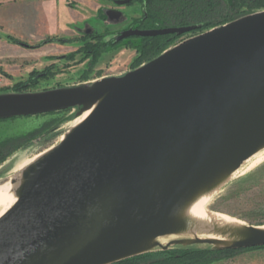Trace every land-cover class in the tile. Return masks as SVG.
<instances>
[{
    "label": "water",
    "instance_id": "water-1",
    "mask_svg": "<svg viewBox=\"0 0 264 264\" xmlns=\"http://www.w3.org/2000/svg\"><path fill=\"white\" fill-rule=\"evenodd\" d=\"M195 29L128 30L119 39ZM73 108L90 112L11 182L17 200L0 217V264H115L176 245L264 246V224L245 222L235 240H159L186 235L189 204L264 149V10L122 75L0 93V119Z\"/></svg>",
    "mask_w": 264,
    "mask_h": 264
},
{
    "label": "rangeland",
    "instance_id": "rangeland-1",
    "mask_svg": "<svg viewBox=\"0 0 264 264\" xmlns=\"http://www.w3.org/2000/svg\"><path fill=\"white\" fill-rule=\"evenodd\" d=\"M56 1L57 11H55L59 16L58 20L54 23L53 28L45 27L39 29L38 38H75L78 36L76 26H83L84 23L81 20L85 18H87L86 22L88 24L96 26L100 31L104 30L105 24L100 23V19L95 17L97 16L96 8L100 4L96 0H79L80 2L74 0ZM102 2L114 7L106 0ZM140 5L134 3L131 6L121 7L128 20L122 24L111 25L110 30H122L127 27L131 19L140 17L142 15ZM252 5L251 3L243 5L240 13L245 16L264 10V6L250 8ZM34 11L35 9H33V13ZM49 11L51 13L53 10L49 9ZM44 13V10L43 12L40 10L39 17L41 21ZM208 30L210 28L182 34L171 40L164 51L187 38ZM22 31L27 34L33 30L25 29ZM9 36L21 42L31 43L36 41L35 38H28V36L24 35L8 34L2 36L0 33V93L16 92L21 83L30 81L31 72L32 74L38 71L41 72L47 65L55 64L52 67L53 71H51L50 76L38 79L34 85L29 84L27 88H23L25 92L41 91L65 84L72 85L83 80V77L93 80L101 76L122 75L148 62L147 58H145L136 64L138 60L137 50H134L131 45L121 44L119 48L104 54L102 61L95 66H90L87 71V61L82 62L80 60L82 55L76 56L75 60L69 62L65 59H59L57 54L64 52L70 55L67 58L71 57V52L76 48L74 45H66L65 47L60 45H42L37 50H30L18 42L12 41L8 38ZM53 53L56 55H52ZM76 112V109L73 108L0 120V142L14 138L10 146L5 149L6 151L12 150L11 154L0 164V183H10L11 185L14 178L21 176L24 167L21 169L18 167V158H21V160L23 158H32V156L34 157L36 154L42 153L58 144L64 134L82 116L79 117ZM5 150L4 152H6ZM30 163L26 164V166ZM209 208L229 217L242 220L246 224L257 225L264 223V159L251 170L235 174L213 197ZM172 236L161 237L159 240L166 244L176 238L188 237L187 235ZM208 264H264V247L239 249L218 254Z\"/></svg>",
    "mask_w": 264,
    "mask_h": 264
},
{
    "label": "trees",
    "instance_id": "trees-1",
    "mask_svg": "<svg viewBox=\"0 0 264 264\" xmlns=\"http://www.w3.org/2000/svg\"><path fill=\"white\" fill-rule=\"evenodd\" d=\"M146 2L149 27L167 26H196L197 30L214 28L242 17L240 13L243 5L253 4L250 8L264 6V0H138ZM178 34L159 35L146 37L136 41V47H140V60L147 61L161 54L166 45ZM12 41H18L9 36ZM135 64V65H136ZM29 86L23 82L17 88V92H25L23 88ZM16 118V117H14ZM10 119V118H9ZM3 120V119H0ZM14 139V138H13ZM12 138L0 142V164L7 159L12 150L6 151L13 141ZM4 150L6 152H4ZM260 223L258 225H262ZM264 247V246H262ZM260 248V247H256ZM236 251L233 249H212L210 246L176 245L168 249L157 248L144 254L117 262L115 264H208L218 254Z\"/></svg>",
    "mask_w": 264,
    "mask_h": 264
},
{
    "label": "flooded vegetation",
    "instance_id": "flooded-vegetation-1",
    "mask_svg": "<svg viewBox=\"0 0 264 264\" xmlns=\"http://www.w3.org/2000/svg\"><path fill=\"white\" fill-rule=\"evenodd\" d=\"M74 1L80 2L79 0H74ZM102 1L103 0H96V2H99L100 4H98L96 8L97 16L95 17L100 19V23L105 24L104 30L100 31L96 26L88 24L86 22L87 18H85L81 20L82 23H84L83 26H76V31L78 33V36L75 38L74 37L73 38L56 37V38H46V39L35 38L36 40L35 42H31V43L21 42L20 44L26 49H30V50L33 49L37 50L42 45H60L62 47H65L66 45L69 46L74 45L76 46V48L73 50V52H71V57L67 58V56L70 55L65 52L57 55H59L58 57L60 60L65 59L68 62L71 60H75L76 56L82 55L80 57V60H82V62L87 61L88 63L86 68L87 71L89 70L90 66H95L100 61H102V57L104 54H108L109 52L119 48L121 44L131 45L134 50H137L138 56H140L141 53L139 51L141 50V48L136 47L137 45L136 41L150 36L133 35V36L125 37L123 39H119V37L124 31H128V30H137V29L148 30V29L162 28V26L159 27L148 26L149 16L146 9V2L138 1V0H128V2L120 3V1H125V0H106L107 2L114 5V7H111L108 4H104ZM134 3L141 4L140 6H141L142 15L138 18L131 19L130 20L131 22L127 25V27H125L122 30L119 29L115 31L110 30L111 25L122 24L128 20L125 12L121 10V7L131 6ZM52 55H56V54L53 53ZM54 66L55 64L47 65L41 72L37 70L38 72H36L35 74H32L31 72L29 76L30 81H28V83L30 85H34L37 83L38 79L46 78L50 76L51 71H53L52 67ZM112 76H116V75H112ZM103 77H108V76H101L93 80L83 77L82 78L83 80L78 81L77 83H74L72 85L71 84L59 85L49 89L71 87V86L91 82ZM49 89H44V90H49Z\"/></svg>",
    "mask_w": 264,
    "mask_h": 264
},
{
    "label": "bare ground",
    "instance_id": "bare-ground-1",
    "mask_svg": "<svg viewBox=\"0 0 264 264\" xmlns=\"http://www.w3.org/2000/svg\"><path fill=\"white\" fill-rule=\"evenodd\" d=\"M90 111L85 112L76 124L81 122ZM75 123V122H74ZM45 152V151H44ZM44 152L36 154L29 159L21 160L18 158V167L21 169L29 162H33L40 157ZM22 154V153H21ZM27 156V155H26ZM264 159V149L249 158L242 167L236 171L229 178L222 183L200 194L193 202L186 208L184 216L187 222V227L181 232L186 235H193L199 237L217 238L220 240H235L237 235L232 231L240 228L245 223L234 217H229L223 213L213 211L209 208L211 200L223 186V184L232 178L237 173H245L251 170ZM17 170V169H16ZM5 176V175H4ZM13 186L10 183H0V217L16 202L17 196L13 192ZM264 227V226H263ZM178 236V235H176ZM174 237V235L172 236Z\"/></svg>",
    "mask_w": 264,
    "mask_h": 264
},
{
    "label": "crops",
    "instance_id": "crops-1",
    "mask_svg": "<svg viewBox=\"0 0 264 264\" xmlns=\"http://www.w3.org/2000/svg\"><path fill=\"white\" fill-rule=\"evenodd\" d=\"M49 9L53 11L50 13ZM56 9V0H0V33L2 36L12 34L38 38L39 29L54 27L59 17ZM40 10L45 12L42 21ZM25 29L33 31L26 34L22 31Z\"/></svg>",
    "mask_w": 264,
    "mask_h": 264
}]
</instances>
